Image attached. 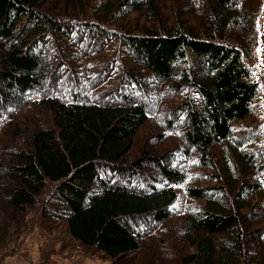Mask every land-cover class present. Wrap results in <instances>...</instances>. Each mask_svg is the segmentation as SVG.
Here are the masks:
<instances>
[{"label":"trees","instance_id":"obj_1","mask_svg":"<svg viewBox=\"0 0 264 264\" xmlns=\"http://www.w3.org/2000/svg\"><path fill=\"white\" fill-rule=\"evenodd\" d=\"M33 239L264 264V0H0V264Z\"/></svg>","mask_w":264,"mask_h":264},{"label":"rangeland","instance_id":"obj_2","mask_svg":"<svg viewBox=\"0 0 264 264\" xmlns=\"http://www.w3.org/2000/svg\"><path fill=\"white\" fill-rule=\"evenodd\" d=\"M39 241L37 239H33L32 241H26L24 244V248L27 250V255L26 256H19V258H17L18 256H16L15 258H11V260H13L10 264H31L30 261L32 263L36 262V250L39 246ZM29 258V259H28ZM22 259H28L26 261H22ZM51 260L55 263V264H71L70 261H64L59 259L56 256L51 257ZM83 264H108V262H104L101 260H86Z\"/></svg>","mask_w":264,"mask_h":264}]
</instances>
